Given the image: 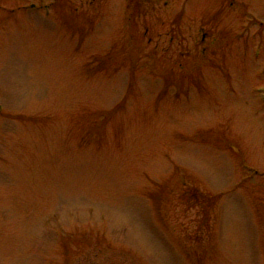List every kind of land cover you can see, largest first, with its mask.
I'll list each match as a JSON object with an SVG mask.
<instances>
[{"label": "rangeland", "instance_id": "374dc122", "mask_svg": "<svg viewBox=\"0 0 264 264\" xmlns=\"http://www.w3.org/2000/svg\"><path fill=\"white\" fill-rule=\"evenodd\" d=\"M0 264H264V0H0Z\"/></svg>", "mask_w": 264, "mask_h": 264}]
</instances>
